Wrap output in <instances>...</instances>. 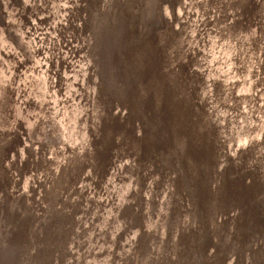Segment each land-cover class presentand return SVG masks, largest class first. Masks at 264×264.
<instances>
[{
	"label": "bare ground",
	"instance_id": "1",
	"mask_svg": "<svg viewBox=\"0 0 264 264\" xmlns=\"http://www.w3.org/2000/svg\"><path fill=\"white\" fill-rule=\"evenodd\" d=\"M125 2H127L126 5H121V9L124 10L123 13L120 12L115 16L111 12H108V14L103 15V17L105 16L104 19L101 17L99 20V0H75L74 8H77V6L80 8L83 3L90 6L89 17L90 32L93 39H91L92 43L87 42L85 39L82 40L80 36L82 25L77 24L78 16L77 14H73L75 10H70V13L68 12L70 15L64 13L65 18H63V24L70 30L69 33L71 35L67 33L66 35L63 32L64 30H62L64 26H62L56 37L57 41H52L49 46L47 55L49 67L47 71H44L45 83L48 87L46 89L48 90L46 91L47 94L44 93L45 96L43 95L45 101L42 103L41 123L43 122V126H41V130L50 129L57 136H64L65 138L64 146H62L64 149L61 148L63 150L61 151L62 159L58 170L56 172H52L53 170L48 171L54 175V180L52 179L54 186L53 195L55 197L58 196L60 189L62 190V186L64 184L66 185L72 177L77 175V178L80 177V171L84 166L86 154L88 153L93 160L88 167L90 170L87 172V179L82 188L84 190H80L79 193L82 195L87 188L91 190L98 189L100 184V190L96 192L99 196L96 200L98 206L108 205L116 195H119L121 198L120 205L124 202L123 200H125L128 191L134 183L137 185L142 184V180L146 179L144 174L147 173L146 175L150 176L153 174L150 170L154 169L156 164L159 167L164 165L162 164L164 158L162 159L160 156L161 151L166 150L165 158L170 159L173 157L172 159H176V163L183 173L184 178L186 176L185 185L179 179L180 183L176 180V185L175 187L173 186L176 198L182 202L181 199L185 197L184 192L187 191L191 198V213H194L197 221H199L197 217L200 218V214H202V223L205 225V232L200 233L201 239L197 243V236H194L190 243L186 244L192 232L188 233V230V232L185 231V236H182L183 241L181 243L184 240L187 241L181 247L182 250L177 252L175 256L177 263L207 264L206 262L209 256L207 250L211 248L212 251L209 252L211 255L209 263L226 264L223 244L226 228L228 226L230 227V223L221 219L217 220V212L225 209L230 211L237 205L238 210L231 215V219L234 225L233 231L235 230V226L240 230L238 239H241V241L245 239L247 232L252 231L257 225L264 226V209L259 206L260 201L264 199V194L262 193L264 191V130L259 138L261 143H248L247 152L245 150L242 154H238V150H236L234 151L235 154L233 157H231V152H233L232 150L234 148V146H231L228 148L231 156L227 153L224 154V150H228L229 137L241 125L242 116L240 109H243L242 103L243 105L245 104L247 110L251 113L250 117H256L258 114L257 99L264 97V72L262 71L264 70V50L260 54L258 51L262 48V45L256 49L245 45L242 46L239 42L235 41L234 32L227 33L226 37H219L214 29L211 31V34H206L204 37L199 34L198 37L197 34H191V36L193 35L191 37L188 33L190 34L192 31L196 32L194 28L196 21L194 16L189 18L188 31L185 33V35L187 34V38L185 41L181 36L178 39L177 36L169 33L171 30L165 29H163L165 32H161V34L159 32L152 34L143 32L141 37L142 29L139 31L140 34L136 31L140 0H125ZM143 2L147 6L145 8L151 7L152 5V0H144ZM251 3H248L249 6L245 9L244 15L246 14V17L252 14L254 7H251ZM210 6V4L201 6L200 10L208 12ZM137 7L139 8L137 9ZM260 8L264 15V5H260ZM255 10L259 11L258 8H255ZM86 15V20H83L85 23L87 22ZM190 26L191 30L189 31ZM110 34L118 41L124 38L123 44L125 47L123 52L125 51L127 60L131 61L132 64V66L129 65L126 59L123 62L120 61L121 66L117 76L113 71L115 64L109 62V67L106 56L104 55V58L101 56L103 46L106 47L104 45V37ZM160 35L161 37H159ZM69 36L75 38L76 41H80H77V44L73 47L71 45L69 49L73 50L75 48L79 50V47L82 45L85 47L89 46V61L85 62L86 74L85 79L82 81L83 84L79 88L82 94L79 95L82 98L81 104L78 107L70 103L72 100L68 101L67 97H63L65 93L61 89H65L66 82H62V79H65V75L61 70L58 73V81L52 80L53 72L60 69L63 58L66 56L64 53L68 52L67 45L70 44ZM261 37H264V31ZM131 38H134L135 41L132 42ZM139 38L140 40L138 41ZM197 38L200 40L196 41ZM94 40H96V43H94ZM190 44L192 46L191 48L188 47ZM197 46L199 47L197 48ZM106 49L108 50V48ZM51 57L56 67L50 64ZM81 57L83 58V55ZM121 57L123 58V56ZM103 60L106 63H103ZM175 61L179 63L177 67L173 68ZM204 66L207 69L202 72L201 67L205 68ZM260 71H262L263 76L258 79V73ZM133 74L139 75L141 79L134 77ZM206 74H209L208 76L209 78L211 77L212 81L209 80ZM238 75L240 77L239 79L237 78ZM13 82L15 83V80ZM143 86L145 89H143ZM2 87L6 89L4 86ZM126 88L129 89L128 96L130 99L128 102L131 107L127 103V99H125L123 93ZM12 89L14 88L12 87ZM2 90L0 92V102L3 103L6 109L12 94L9 89ZM242 93H245V95L243 96ZM149 96L152 99H149ZM78 108L81 111L84 110L79 116L78 111L75 115L73 114V111ZM133 112L140 118L139 123L132 117L131 114ZM3 116L4 118L2 117V119L5 121L8 118V112H3ZM125 120H127L126 125L124 126L122 124L119 131L117 128L118 124L124 123ZM116 129L119 132L117 133L118 135L115 133ZM158 133H160L159 137L157 135ZM113 134H115L116 138L118 137L117 139L123 138L124 136L125 141H123V144L126 150L125 152L121 150L122 154L119 152L116 153L115 150L114 159L112 158L109 162H104L105 168H103V166H99L98 162H100V158L106 152L108 154L111 153L108 149L111 148ZM39 135H36V137H40ZM52 139L50 140L52 141ZM54 139L56 140L55 137ZM88 143L92 146L93 151L91 154L87 152L88 150H85ZM260 145L263 147V149L261 148V154L257 152V148ZM8 148L4 140H0V163ZM222 156H224L225 160L223 164L220 161ZM248 158L251 159L250 166H248ZM52 159L54 160V158ZM134 163L135 165H141V167L149 164V168L150 166L151 168H146L147 172L138 173L137 175L134 174L130 178L129 170H132ZM160 164L162 165L160 166ZM109 166L114 169L115 177L106 178V174H110L111 171ZM122 167L123 169L120 170ZM157 170L155 171L157 173H155V177H151L152 180L151 178L147 180L150 182L153 181L154 189L150 193L152 194V198L150 197L152 204H156L155 201L157 198L155 200V196L158 191V183L161 180V173H165L162 168ZM243 171H246V173L248 171L250 172L247 180L241 177L242 174L240 175ZM165 174L168 175V172ZM120 175L121 177H125L128 182L121 189L122 192L120 191L119 193L118 184H114L118 182V176L120 177ZM231 175H233V178H230ZM164 177L167 178L166 175ZM139 185L137 189L133 190L135 193L140 188L141 185ZM168 189L170 188L168 187ZM47 193L50 194L48 191ZM171 195L172 192L170 189L168 198L170 205L172 203ZM152 199H154V202ZM76 200L71 201L73 205ZM160 201V203L157 201L158 206L162 205V200ZM150 207V209H147V213L149 212V214L151 211L153 213L157 209V206L150 205ZM183 215L185 214L183 213ZM171 216L172 213L168 210L165 214V221L172 220ZM48 224L55 231V235H57L56 232L60 233V228H56L57 219L49 220ZM162 224L164 226H162V229H164L166 225H164V222ZM19 226L15 225L14 229L21 230ZM61 226L68 228L66 224H62ZM185 227L187 229V226ZM109 228L115 229L116 227L114 228L111 225ZM200 228L203 229V226ZM17 234L10 237L7 244V248L14 253H16L17 247L19 246L17 240L19 237ZM213 235L217 241L214 244L216 246L211 247ZM248 236L250 237V235ZM60 241L57 242V250L60 251L61 255V250L65 243ZM184 252L188 253L187 257L183 256ZM7 255L10 257L11 252L7 253ZM168 256L170 258V255H167L159 263L164 262V264H168ZM8 257L4 256L2 258L4 259L2 264H17L14 263L16 261L7 263L6 258ZM58 262V260H55V263L58 264ZM250 264H264V230L259 249L252 256Z\"/></svg>",
	"mask_w": 264,
	"mask_h": 264
},
{
	"label": "rangeland",
	"instance_id": "2",
	"mask_svg": "<svg viewBox=\"0 0 264 264\" xmlns=\"http://www.w3.org/2000/svg\"><path fill=\"white\" fill-rule=\"evenodd\" d=\"M74 1L0 0V92L3 88L2 86H4L12 94L6 109L3 103L0 102V140H4V143L9 147L0 163V244H4L10 231L13 230L14 224L16 225L17 221H22V224H26L29 227L28 238L30 239L29 245L22 253V258L26 257L25 262L31 260L32 264H57L55 260L59 261L58 264H161L159 263L160 260L167 255H170V258L169 256L168 258L169 261H172L169 264H174L173 262H175L174 259H176L177 252L182 250L181 247L187 241L184 240L181 243L183 241L182 236H185V231L188 230L189 232H187L190 233L194 229H200L201 226L205 228V225L202 223V214H200V218L197 217L199 220L197 221L194 213H191V198L187 191L184 192L185 197L181 199L182 202L176 198L174 189L176 180L179 181L180 179L181 182L183 181V184L184 182L186 184V176L184 178L183 173L176 163V159H172L173 157L170 159L165 158L166 150H163L160 156L162 159L164 158L162 162L164 165L160 164L162 166L159 167L155 163L154 169L150 170L154 175L151 173L150 176H147V173L144 174L146 179L142 180V184L140 183L141 181L139 182L141 186L138 184L140 188L137 190V193L133 191L138 187L134 183L128 191L125 200H123L124 202L120 205L121 198L119 195H116L108 205L98 206L96 200L99 196L96 192L100 190L99 187L93 190L87 188L82 195L79 193L80 190H84L82 188L87 179V172L90 170L88 169V162L84 163L81 177H72L66 185L64 184L62 186V190L60 189L58 196L55 197L53 195L54 175L48 171L53 170L52 172H56L58 170L62 159L61 151L64 149L62 146H64L65 138L64 136H57L56 133L55 135L50 129L41 130V126H43V122L41 123V114L43 108L42 103L45 101L44 96L48 90L46 89L48 87L45 83L44 71H47L49 67L47 63L49 46L52 41H57L56 37L62 26H64L62 29L64 30L63 32L71 35L69 33L70 30L63 24V18H65L64 13L68 14L70 10H75L73 14H77L78 16L77 24L82 25L80 35L82 40L85 39L87 42L92 43L89 17L90 6L83 3L80 8L77 5V8H74ZM143 1L140 0V5H138L140 9L138 10V22H136V31L138 34H140L139 31L142 29L141 37L143 32H148L149 34L159 32L161 34V32H165L163 31L165 29L171 30L169 33L177 36L178 39L181 36L185 41L187 38V34L185 35V33L188 31L189 18L194 16L196 20L194 23L196 32L192 31L190 34L188 33L190 36L191 34H197L198 37L199 34L204 37L206 34H211V31L214 29L219 37H226L227 33L234 32L235 41L239 42L242 46L245 45L256 49L262 45V48L258 51L260 54L264 50V37H261L264 31V15L260 8V5H264V0H152V5L148 7L149 9L145 8L147 6L144 5L145 3ZM99 2V20L103 15L108 14V12H111L115 16L120 12L123 13L124 10L121 7L127 3L125 0H99ZM250 2H252L251 7L254 8L252 14L246 17L244 12ZM208 4L211 5L208 12L200 10L201 6ZM255 8H258L259 11L255 10ZM85 14H87L86 23L83 21L86 20ZM190 30L191 26L189 27ZM69 38L70 44L67 45L68 52L64 53L66 56L64 57L63 55L62 69L61 67L60 69L57 67L59 70H53L52 80L58 81V73L62 71L65 75V79H62V82H66L65 89L61 87V91L63 90L62 92L65 93L63 97H67L68 101L72 100L70 103L78 107L81 104L82 98L81 89L79 88L83 84L82 81L85 79L86 74L85 62L89 61V46L85 47L81 44L82 46L79 47V50L75 48L73 50L69 49L71 45L73 47L78 41L75 38H71V36ZM131 39L132 42L135 41L134 38ZM198 40L200 39L197 38L196 41ZM188 47L191 48V44ZM82 55L83 58L81 57ZM50 60V64L56 67L52 57ZM178 63V61H175L173 68L177 67ZM75 67L76 69H74ZM204 67H201L202 72L207 69L206 66ZM262 71L264 72V70ZM262 71L258 73V79L264 75H262ZM237 78H240L239 75ZM14 80L15 83L13 82ZM209 80L212 81L211 77ZM6 89L3 88V90ZM242 94L243 96L245 95V93ZM257 102L259 111L256 117H250L251 113H249L245 104L243 105L242 103L243 109H240L242 116L241 125L239 124L240 127L229 137L227 147L228 149L234 146L233 152H231L232 156L229 149L224 150V154L227 153L233 157L235 154L234 151L236 150H238V154H242L245 150L247 152L248 143H261L259 138L264 130V97L258 98ZM5 111L8 112V118L4 121L2 117L4 118L3 112ZM77 111L78 116L83 112L78 108L73 111V114L75 115ZM35 134H40V137H36ZM258 147L257 152L261 154V148L263 149L264 146L262 147L260 145ZM51 154L54 156H51ZM50 156L51 158H49ZM220 161L221 164L225 163L224 156L221 157ZM248 163V166H250L251 159L248 160ZM133 166L132 170H129L130 173L128 172L131 175L130 178L134 174L137 175L138 173L147 172L146 168H151V166L149 168V164L141 167V165H135L134 163ZM49 167L51 168L48 169ZM109 167L111 168V166ZM123 167L119 169L122 170ZM159 168H162L165 173L168 172V175L163 172L161 173L160 184L158 183V191L155 196V200L157 198L155 201L156 204H152L150 200L152 194L150 193L154 189L153 181L151 183L147 180L151 177L154 178L155 171L157 169L159 170ZM110 170L112 172L110 171V174L107 173L106 178L116 176L114 169L111 168ZM249 173V171L247 173L243 171L240 175L242 174L241 177L247 180L250 175ZM120 177L118 176V182L114 184H118L119 193L120 191L122 192L121 189L128 182L125 177ZM230 178H233V175ZM105 181L107 182V180ZM168 187L172 192L171 205L168 202L170 191ZM262 193L264 194V191ZM75 199L77 200L73 205L71 201ZM160 200H162V205L158 206L157 204L161 202ZM152 201L154 202V199ZM150 205L157 206V209L153 213L151 211L149 214V212L147 213V209L151 208ZM259 206L264 209V199L260 201ZM168 210L172 213V220L165 221V214ZM236 210H238L237 205L230 211L226 209L219 210L216 216L217 220L221 219L230 223V227L228 226L226 228L225 242L223 244L225 263L235 264L236 262V264H250L252 256L259 249L264 226L257 225L252 231L247 232V236L250 235V237L246 236L241 241V239H238L240 230L235 226V230L233 231L234 225L231 219V215ZM188 211L189 213H187ZM52 212L59 215L61 223L68 226V231L61 255L57 254L59 251L57 250L56 244L55 246L53 245L55 247L53 252L56 254L50 257L52 259V262H50L51 259L49 256H44L40 253L41 256H38L36 251L38 252L39 249L47 251L44 231L46 221L49 219L48 216H51L53 214ZM163 222L166 225L164 229H162ZM111 225L116 228H109ZM185 226H187V229ZM194 236H197L196 243L201 239L199 231L197 230L195 234H190V238L186 244H189ZM214 237L213 235L212 240L215 239Z\"/></svg>",
	"mask_w": 264,
	"mask_h": 264
},
{
	"label": "water",
	"instance_id": "3",
	"mask_svg": "<svg viewBox=\"0 0 264 264\" xmlns=\"http://www.w3.org/2000/svg\"><path fill=\"white\" fill-rule=\"evenodd\" d=\"M160 37V36H159ZM118 38V37H117ZM93 40V39H92ZM117 39H114L113 38V36H112V34H110L109 36H106V37H104V45H106V47H104L103 46V49H102V53H101V56L104 58V55L106 56V58H107V63H108V66H109V62H112V63H114L115 65V67H114V72H115V74H116V76H117V73L119 72V70H120V61H124V59H126L127 60V57H126V53H125V51L123 52V49H124V38H122L120 41H118ZM94 43H96V40H94ZM105 48H108V50L106 49L105 50ZM123 53V54H122ZM121 56H123V58L121 57ZM105 60H103V63H106V62H104ZM128 61V60H127ZM129 62V65H131L132 66V64H131V61H128ZM110 67V66H109ZM129 67V66H128ZM134 67V66H133ZM119 68V69H118ZM135 69V68H134ZM136 70V69H135ZM138 72H139V70H138ZM134 75V74H133ZM136 75V76H135ZM134 75V77H136V78H139V79H141L140 78V76L138 75L137 76V74H135ZM133 79V78H132ZM131 81H133V80H131ZM140 85H141V81H140ZM143 89H145V87L143 86ZM124 93V96H125V99H127V103L129 104V102H128V100L130 99V97L128 96V93H129V89L128 88H126L125 89V91L123 92ZM149 99H152L150 96H149ZM123 101V100H122ZM153 104V103H152ZM129 106H130V104H129ZM131 107V106H130ZM82 111H84V110H82ZM132 115V117L133 118H135V121L137 122V123H139L140 121V118L137 116V114L135 113V112H133V114H131ZM127 118H128V116H127ZM126 121L127 120H125L124 121V123H119L118 124V126H117V128H118V130L120 131V128H121V125L123 124L124 126L126 125ZM118 130L116 129V131H115V133H116V135H118L117 133H119L118 132ZM136 133V132H135ZM159 134L160 133H158L157 135H158V137H159ZM61 137H63V136H61ZM118 138V137H117ZM116 138V136H115V134H113V140H112V145L110 146L111 148H109L108 150L111 152L110 154H108V152H106V154L102 157V158H100V162H98L99 163V166H103V168H105V165H104V162H106V161H110L112 158L114 159V152H115V150H116V153L117 152H119V153H121L122 154V151L123 152H125V150H126V148L124 147V144H123V141H125V139H124V136H123V138H120V139H117ZM64 139V138H63ZM117 140V141H116ZM122 141V142H121ZM134 141V140H133ZM125 145H126V143H125ZM136 145H137V142H136ZM106 148V147H105ZM114 149V150H113ZM85 150H88L87 152H90V154H91V152L93 151L92 150V146L91 145H89V143H88V145H87V148L85 149ZM122 150V151H121ZM163 151V150H162ZM161 151V152H162ZM92 160H93V158H91V155H88V153L86 154V161L85 162H88V164L90 165L91 164V162H92ZM82 170H83V168L81 169V171H80V173L82 174ZM81 174H80V177H81ZM78 176V175H77ZM77 176H75L76 178H77ZM79 178V177H78ZM99 188H100V184H99ZM53 214L51 215V216H48L49 217V219L46 221V225H45V231H44V238H45V246H46V249H47V251H45L44 249H39L38 250V252L36 251V253H37V255L38 256H41V255H47V256H49V258L50 257H53L54 256V254H56V253H54L53 252V249L55 248V247H53L52 248V246L53 245H55L56 244V246H57V242L58 241H63L64 243H65V241H66V233H67V231L68 230H65V229H67V228H65V226L64 227H62L61 225H62V223H61V221H60V218H59V215H57L56 213H54V212H52ZM57 219V224H56V228L57 229H59L60 228V233L59 232H56L57 233V235H55L54 234V232L55 231H53L52 229H51V227H50V224H48V222H49V220H56ZM22 221H17V223H16V225L17 226H19L20 228H21V230H15L14 228H13V230H11L10 231V233H9V236L5 239V242H4V244L3 245H1V248H0V264H2L3 263V261H4V259H2L4 256H6V257H8V255H7V253H10L11 252V256L10 257H8V258H6L7 259V263L8 262H13V261H16V262H14V263H17V264H30L32 261L31 260H29L28 262H25V258H22V253H23V251L27 248V246L29 245V241H30V239L28 238V231H29V227L26 225V224H22L21 223ZM14 227H15V224H14ZM17 228V227H16ZM197 229V228H196ZM198 231H199V234L200 233H204L205 232V229L203 228H200V229H197ZM197 230H195L194 229V231L192 232L193 234H195L196 233V231ZM63 234H62V233ZM18 233V234H17ZM53 233V234H52ZM15 234H17L18 235V242H19V246L17 247V251H16V253H14L13 251H11L10 249H8L7 248V244H8V241H9V239H10V237H12V236H14ZM52 234V235H51ZM60 241V242H61ZM216 239H213L212 240V246L211 247H214V246H216V245H214L215 243H216ZM49 242H50V244H49ZM224 242H225V238H224ZM64 245V244H63ZM5 246V247H4ZM4 249V250H3ZM208 259H207V264H210L209 263V259H210V257H211V255L209 254V252L210 251H212V249L211 248H209L208 250ZM61 252H62V250H61ZM41 255H40V254ZM58 255H60V251H59V253H57ZM188 253H185L184 252V257H187L188 255H187ZM60 258V257H59ZM27 259H28V257H27ZM51 259V258H50ZM49 259V260H50ZM177 259V258H176ZM176 259H174L175 260V262H173V263H175V264H178L177 263V261H176ZM10 260V261H9ZM18 261V262H17ZM168 261H169V259H168ZM50 262H52V259L50 260ZM172 261H169L168 262V264L169 263H171ZM32 264V263H31ZM161 264H164V262H162Z\"/></svg>",
	"mask_w": 264,
	"mask_h": 264
}]
</instances>
